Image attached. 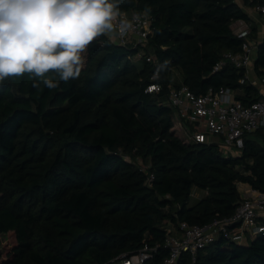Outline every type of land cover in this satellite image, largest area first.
Wrapping results in <instances>:
<instances>
[{
    "label": "trees",
    "instance_id": "obj_1",
    "mask_svg": "<svg viewBox=\"0 0 264 264\" xmlns=\"http://www.w3.org/2000/svg\"><path fill=\"white\" fill-rule=\"evenodd\" d=\"M114 2L118 11L148 10L145 46L102 35L86 50L78 79L52 90L32 87L27 76L0 83V234L11 237L0 264H112L145 243L162 245L164 220L208 223L234 212L239 184L264 190L262 131L224 155L215 143L188 140L167 103L181 83L196 93L230 86L244 102L262 97L240 82L243 68L226 61L214 70L225 52L242 48L234 20L250 22L255 36L249 14L237 0ZM255 69L264 74V39ZM155 71L162 88L149 92ZM193 188L207 192L191 202ZM166 255L160 246L143 264H163ZM175 264H264V236L248 244L221 236L195 260L182 252Z\"/></svg>",
    "mask_w": 264,
    "mask_h": 264
},
{
    "label": "built area",
    "instance_id": "obj_2",
    "mask_svg": "<svg viewBox=\"0 0 264 264\" xmlns=\"http://www.w3.org/2000/svg\"><path fill=\"white\" fill-rule=\"evenodd\" d=\"M254 8L264 15L263 4H256ZM119 12L124 19L133 23L132 30L126 36L116 34L119 42L145 46L151 32V17L136 9ZM232 24L233 32L243 39L242 48L235 53L225 52L224 58L217 62L214 70L230 61L244 69V77L240 82H248L264 94V90L260 89V86H264V74H259L255 69L259 39L253 37L252 25L247 20L236 19ZM140 56L138 54L135 58ZM145 58L148 61L155 60V56L150 53L146 54ZM151 79L147 91H160L162 83L158 80V71L153 72ZM238 92L239 89L221 86L216 89L209 88L205 93H196L181 83L170 87L167 103L174 109L188 140L215 143L222 154L231 155L242 150L246 135L255 131L264 133V97L244 102L237 97ZM153 178V172H148L147 184L150 185ZM246 186L244 192L243 188L241 189L243 197L232 214L204 224L186 220H177L176 223L168 221L170 227L167 228L168 232L162 245L159 242L145 243L137 252L124 253L112 264H143L160 246L167 249L163 264H175L182 252H189L192 260H195L199 250L221 236L238 243L249 242V235L264 236V190L248 184Z\"/></svg>",
    "mask_w": 264,
    "mask_h": 264
},
{
    "label": "clouds",
    "instance_id": "obj_3",
    "mask_svg": "<svg viewBox=\"0 0 264 264\" xmlns=\"http://www.w3.org/2000/svg\"><path fill=\"white\" fill-rule=\"evenodd\" d=\"M132 28L114 0H0V83L27 76L34 88L55 89L80 77L98 37Z\"/></svg>",
    "mask_w": 264,
    "mask_h": 264
},
{
    "label": "crops",
    "instance_id": "obj_4",
    "mask_svg": "<svg viewBox=\"0 0 264 264\" xmlns=\"http://www.w3.org/2000/svg\"><path fill=\"white\" fill-rule=\"evenodd\" d=\"M237 2L249 14V16L251 18V21L256 25L255 36H253V37L259 39V42L262 41L264 39V22H263L264 15L261 14L259 11H257L254 8V6L244 4L243 3V0H237ZM231 25L233 26V24H231ZM110 38L113 41H115V42H119V40L116 37V34H112L110 36ZM128 44H133V43L132 42H129ZM175 77H176V81L175 82H182V75H181V73H180V71L178 69H174L173 70L172 78H175ZM260 89H263L264 90V86H260ZM261 96L264 97V94L261 93ZM242 185H244V184H241L240 186L243 187ZM197 190H198V188L195 189V192L196 193H198V191H199V190L198 191ZM202 191L205 192V190H202Z\"/></svg>",
    "mask_w": 264,
    "mask_h": 264
},
{
    "label": "rangeland",
    "instance_id": "obj_5",
    "mask_svg": "<svg viewBox=\"0 0 264 264\" xmlns=\"http://www.w3.org/2000/svg\"><path fill=\"white\" fill-rule=\"evenodd\" d=\"M142 52V51H141ZM82 58H83V60L85 59V53H83L82 54ZM136 59H138V57H136V58H134V61H136V62H139L138 60H136ZM176 74V73H175ZM173 80L174 81H176V77L175 78H173ZM183 132V131H182ZM183 134H184V132H183ZM126 158L128 159V160H132V159H134L141 167H144V168H146L147 166H148V164H149V161H148V159L147 160H145V159H143L142 158V156L140 155V154H137V155H135L134 157H131L130 155H128L127 153H126ZM241 184H239V188L240 189H242L243 188V192H244V190H245V188H247V186L244 184V185H242L243 187H241L240 186ZM195 189L196 188H193V191H192V193H191V202H194L196 199H198V198H200L201 196H203V195H205V192L204 191H202V190H200V189H198L197 191H198V193H196L195 192ZM167 220H164L163 221V223H164V226H166L167 228H169L170 227V224H169V222H166ZM249 235V234H248ZM249 238H250V241H251V239L253 238L252 236H250L249 235ZM11 240V237L10 236H8V235H6V234H0V257L2 258L3 256H4V253H3V249H4V245L7 243V242H9ZM249 242H244L243 244H248Z\"/></svg>",
    "mask_w": 264,
    "mask_h": 264
},
{
    "label": "water",
    "instance_id": "obj_6",
    "mask_svg": "<svg viewBox=\"0 0 264 264\" xmlns=\"http://www.w3.org/2000/svg\"><path fill=\"white\" fill-rule=\"evenodd\" d=\"M256 60V59H255Z\"/></svg>",
    "mask_w": 264,
    "mask_h": 264
}]
</instances>
